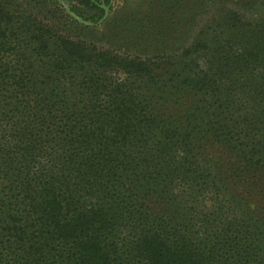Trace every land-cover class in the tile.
<instances>
[{
  "label": "trees",
  "instance_id": "trees-1",
  "mask_svg": "<svg viewBox=\"0 0 264 264\" xmlns=\"http://www.w3.org/2000/svg\"><path fill=\"white\" fill-rule=\"evenodd\" d=\"M214 1L162 48L0 0V264H264V0Z\"/></svg>",
  "mask_w": 264,
  "mask_h": 264
},
{
  "label": "rangeland",
  "instance_id": "rangeland-1",
  "mask_svg": "<svg viewBox=\"0 0 264 264\" xmlns=\"http://www.w3.org/2000/svg\"><path fill=\"white\" fill-rule=\"evenodd\" d=\"M103 12L97 18V26L100 30L110 34L120 33L121 38L128 36L139 38L140 36L152 39L163 38L166 44L177 43L183 39L186 30L190 37H194L200 27L209 21L216 11L221 9L222 3L218 5L214 0H97ZM215 2V3H214ZM225 6L231 5V0ZM66 4L67 9L71 5ZM69 12V11H68ZM69 14L82 23L92 24L89 20L81 19L78 14ZM87 14V13H85ZM79 18H77V17ZM99 27V28H100ZM102 31V32H103ZM115 31V32H113ZM178 48V46H176ZM157 106L158 114L170 120L179 116L182 105H178L175 99ZM204 152L215 159L221 156L222 150L216 145H207Z\"/></svg>",
  "mask_w": 264,
  "mask_h": 264
},
{
  "label": "water",
  "instance_id": "water-1",
  "mask_svg": "<svg viewBox=\"0 0 264 264\" xmlns=\"http://www.w3.org/2000/svg\"><path fill=\"white\" fill-rule=\"evenodd\" d=\"M72 15H74L73 13H72ZM77 17V16H76ZM77 18H79V17H77Z\"/></svg>",
  "mask_w": 264,
  "mask_h": 264
}]
</instances>
